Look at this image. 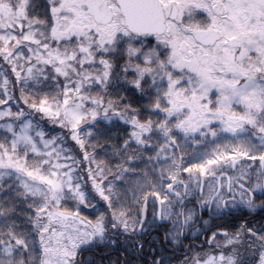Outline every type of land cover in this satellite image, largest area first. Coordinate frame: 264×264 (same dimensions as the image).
I'll return each mask as SVG.
<instances>
[{"label":"snow or ice","instance_id":"snow-or-ice-1","mask_svg":"<svg viewBox=\"0 0 264 264\" xmlns=\"http://www.w3.org/2000/svg\"><path fill=\"white\" fill-rule=\"evenodd\" d=\"M100 248L264 264V0H0V264Z\"/></svg>","mask_w":264,"mask_h":264},{"label":"trees","instance_id":"trees-1","mask_svg":"<svg viewBox=\"0 0 264 264\" xmlns=\"http://www.w3.org/2000/svg\"><path fill=\"white\" fill-rule=\"evenodd\" d=\"M86 258L93 260L95 264H110V261H114L116 256L111 249L100 248L87 253ZM173 264H177L175 259H173Z\"/></svg>","mask_w":264,"mask_h":264},{"label":"flooded vegetation","instance_id":"flooded-vegetation-1","mask_svg":"<svg viewBox=\"0 0 264 264\" xmlns=\"http://www.w3.org/2000/svg\"><path fill=\"white\" fill-rule=\"evenodd\" d=\"M207 219V217H205ZM244 219H248L251 220L253 223H257L259 221V217H252V216H248V217H244ZM228 221H235V222H241L238 218H234V217H229L227 218V220H222L219 221V223H227ZM204 237H200L199 240H190L189 243H196V244H200L203 241ZM178 255H181L178 253Z\"/></svg>","mask_w":264,"mask_h":264}]
</instances>
